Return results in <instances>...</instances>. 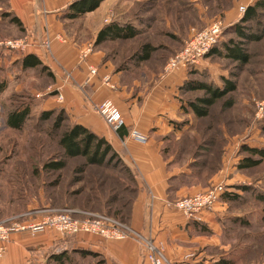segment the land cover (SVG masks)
<instances>
[{"label": "rangeland", "instance_id": "374dc122", "mask_svg": "<svg viewBox=\"0 0 264 264\" xmlns=\"http://www.w3.org/2000/svg\"><path fill=\"white\" fill-rule=\"evenodd\" d=\"M71 1L66 0L67 8L60 13L66 12ZM253 2L105 0L100 10L93 12L100 13V18L91 14L77 20L61 18L65 25L64 33L50 34L47 30L46 37L38 41L37 35L29 31V52L42 49L47 71L42 67L27 71L20 70L18 65L12 67L15 73L8 80V90L0 101V172L8 176L0 177V212L4 211L3 217L13 211L11 215L26 213L28 207L34 211L69 209L115 215L132 198L133 186L119 161L108 160L105 166H92L84 173L79 170L84 167L83 158L68 160L67 168L62 171L45 168L48 163L64 158L53 130L54 120L38 121L42 109L52 106L47 103L58 100V92L53 90L56 77L52 67L58 65L54 43L81 46L77 57L84 62L93 53L92 48L88 58L82 59L83 53L95 41L96 36L92 32L97 26L121 22L141 28V36L136 40L104 44L98 49L102 48L105 58L113 57L109 62L115 66V73L121 71L122 84L138 85L140 89L147 90L155 83L154 77L165 75L168 60L183 49L186 41L212 21L222 20L230 25L225 29L224 41L241 42L242 51L249 55V61L244 64L225 56H212L204 60V68L199 72L207 73L220 88L225 87V82H230L235 91L218 101L208 117L199 118L191 112L183 114L175 122L178 132L163 136L161 149L172 170L180 172L187 169L192 172L191 177L185 178V186L197 185L201 187L199 191L204 192L215 183H221L231 193L242 196L237 203H226L220 219L222 235L216 242L219 241V244L204 247L205 254H217L220 260L226 259L233 264H264V200L257 198L258 195L264 196V161L250 169L239 166L245 158L259 161V157L250 156L244 148L264 149V11L259 10L257 20L245 24L246 32L256 36V40L242 39L233 32V26L242 18L240 8H248ZM22 37L23 34L13 32L11 27H1L0 41ZM147 44L156 50L150 61L141 63L134 59L135 54ZM7 54L18 53L0 49V77L6 83L9 63L4 56ZM194 78L203 82L208 79L205 76ZM200 95L204 93L184 98L195 100ZM28 99L33 118L26 129L22 132L4 129L1 115L3 102L10 106ZM69 117L63 125L75 123L70 114ZM240 186L252 188L251 192L243 194L237 189ZM188 197L176 198L174 202ZM211 235L204 237L212 239Z\"/></svg>", "mask_w": 264, "mask_h": 264}, {"label": "crops", "instance_id": "0c3cea01", "mask_svg": "<svg viewBox=\"0 0 264 264\" xmlns=\"http://www.w3.org/2000/svg\"><path fill=\"white\" fill-rule=\"evenodd\" d=\"M66 8V0H6L3 8L0 4V13L17 17L26 33H35L40 41L46 37L47 30L50 34L64 33L65 25L61 20L63 13L60 12ZM91 15L101 17L100 13ZM0 24L18 32L16 26L10 22V17L0 18ZM103 26L104 23L93 29L94 37ZM227 26L230 25L227 23ZM92 46L93 53L86 61L81 62L77 57L78 48L81 46L53 44L58 63L56 67H52L56 77V87L53 90L58 92V96L62 95L64 101L48 102L47 105L52 106L45 107L42 111L64 108L75 123L110 142L137 180L138 191L131 207L129 226L144 238L151 240L163 252L167 264L217 263L221 257L217 254L207 255L203 249L210 244L218 246L219 241L216 242L222 235L220 219L227 204L223 201L217 204L213 211L205 214L203 223L190 222L175 208L174 199L199 193L201 187L183 185L178 190L172 189V178L190 175L191 171L172 170L161 149L163 136L175 132V122L185 114L179 102V88L187 79L188 71L178 70L173 74L156 76L155 83L147 90H142L138 85L135 87L122 84L123 75L115 73V66L105 59L102 48L98 49L95 43ZM36 49L41 53L34 50L25 55L4 56L5 61L9 63L7 81L15 73L12 67L18 65L20 70H23L22 59L29 54L35 55L47 66L43 60L42 49ZM91 68L97 70V75H91ZM203 68L204 62L197 71ZM105 77L109 79L110 85L103 82ZM1 78L3 79L2 76L0 80ZM129 81L132 82V79ZM111 85H114L115 89H112ZM105 100L112 101L125 120L126 126L118 132L112 131L95 109L96 105ZM133 129L147 136L148 142L145 145L131 139ZM27 211H30L29 207ZM19 215H11L1 221ZM79 217L82 218L80 215ZM210 233L212 239L204 237ZM61 246L68 248V251L64 252L66 260L60 263L55 260L54 252ZM79 251L90 252L82 254ZM53 263L152 264L147 260L143 247L132 239L106 241L93 235L62 239L53 231L39 237L14 234L7 245L5 255L0 258V264Z\"/></svg>", "mask_w": 264, "mask_h": 264}, {"label": "trees", "instance_id": "16d2710c", "mask_svg": "<svg viewBox=\"0 0 264 264\" xmlns=\"http://www.w3.org/2000/svg\"><path fill=\"white\" fill-rule=\"evenodd\" d=\"M104 1L105 0H75L68 6V9L62 15V18L69 20L80 19L84 15L91 14L98 10ZM0 4L5 5L6 0H0ZM259 10L264 11V0H254L252 5L248 6L246 13L240 19V22L233 26V32L242 39H249L250 41L256 40V36H253L246 32L247 27H245V24L257 20ZM6 17H10V22L16 26L17 30L20 33H23V35L27 34L26 30L23 28V24L19 21L17 17H11L9 13H0L1 19H4ZM1 27L3 26L0 24V31ZM142 31L143 30L141 28L132 24L113 22L103 27L98 32L94 43L95 46L100 47L104 44L109 43L133 41L141 36ZM242 48L243 45L241 44V42H235L231 39H226V41H224L223 39L221 44L217 46L212 51V53L207 56V58L212 56H225L237 62L246 64L249 61V55L245 53V51H242ZM155 50V47H152L151 45L147 44L142 47L141 50L137 51L134 59L139 60L141 63H146L152 59V55ZM105 59L109 61L113 59V57L108 56ZM39 67H42V70L47 71V67L44 66L43 63L39 60V58L33 54H29L22 59V68L25 71ZM117 73H121V71H118ZM194 76L200 78H204L205 76L208 77V79L206 82H203L201 80L199 81L195 79ZM224 86L225 87L223 88L217 87L209 79V75L207 73L199 72L194 69L189 70L187 74V79L179 88V102L182 105L181 109L183 113L189 114L191 112L199 118L208 117L211 109L217 104L218 101L224 99L228 94L235 91V86L232 85L230 82H225ZM7 90L8 84L5 81L0 80V101L3 95H5V93L7 92ZM198 92L204 93V95L196 97L195 100L184 98L185 96H189L190 94ZM1 106L3 110L1 115L4 120V129H8L14 132H22L24 129H26L29 120L33 118L32 109L29 105V99L28 101L22 103H11L10 106H7L6 103L3 102ZM68 118H70L69 114L64 108H54L51 110L42 111L41 115L38 118V121H49L51 119L54 120L53 130L55 132V137L58 139V145L63 150L64 157L62 161L48 163L45 168L49 171L54 172L62 171L67 168L68 160L83 158L85 159V164L84 167L80 168L79 170L80 172L84 173L86 168L92 166H105L108 160L119 161L122 165V168L125 169L129 177L130 184H132L133 186L131 189L132 198L128 199L127 202L122 205V209H120V211L115 215L101 212L95 213H101L111 216L116 220L129 225L128 220L130 218L131 207L138 191V185L135 175L133 174L131 169L124 164L119 154L114 150L113 146L106 138L98 136L93 131L77 123H74L71 126L63 125V123H65ZM175 132L178 131L175 130ZM244 149L250 156L259 157V161H253L250 158H245L239 165L240 168L250 169L258 167L262 163V161H264V149L248 147ZM191 176L192 172L190 173V175H182L180 177L172 178V189L178 190L181 186L185 185V178ZM0 177L7 178L8 176L0 172ZM237 189L241 190V192H243L244 194L251 192L252 188L240 186L237 187ZM241 198L242 196L239 194L228 192L223 196L222 201H224L225 203H237L238 201L242 200ZM257 198L259 200H264L263 195H258ZM12 213H9L7 217L11 216ZM3 216L4 211L3 213L0 212V221L3 220ZM79 252L82 254H89L88 252L90 251ZM65 256L66 253H63L60 255H55L54 258L57 262L59 261L61 263L66 260ZM214 264L233 263L229 260L221 259L220 261Z\"/></svg>", "mask_w": 264, "mask_h": 264}, {"label": "built area", "instance_id": "2783aa9c", "mask_svg": "<svg viewBox=\"0 0 264 264\" xmlns=\"http://www.w3.org/2000/svg\"><path fill=\"white\" fill-rule=\"evenodd\" d=\"M247 7L240 8L243 16ZM107 24H110V22ZM227 23L222 20H214L205 29L193 35L185 42L183 49L172 56L166 65L165 74H173L178 70H197L207 59V56L219 46L223 40ZM47 47L50 43H46ZM7 49L12 53L25 55L29 52V35L18 39H7L0 41V49ZM93 46L83 53L87 59L92 53ZM83 62V61H81ZM91 75H97V70L91 68ZM104 82L110 85L108 78ZM115 89L114 85H111ZM59 103H63L62 95L58 96ZM97 113L102 117L107 126L114 132L120 131L126 126L125 120L120 110L110 100H105L95 107ZM131 139L145 145L148 142L147 136L137 130H132ZM231 190L224 184H215L204 192L196 193L188 198L176 202L175 208L180 211L190 222L203 223L206 213L213 211L215 206L222 200L226 193ZM79 215H83L82 218ZM53 231L62 239L81 235H93L106 241H137L146 253V258L152 264H167L163 252L151 241L144 238L128 224L122 223L115 218L101 213H82L77 210L65 209L62 211L30 210L22 215L12 217L6 221H0V258L6 253L8 243L14 234L28 235L29 237H39L46 232ZM68 248L61 246L55 255L63 254Z\"/></svg>", "mask_w": 264, "mask_h": 264}]
</instances>
